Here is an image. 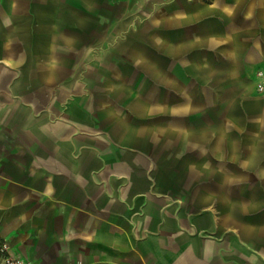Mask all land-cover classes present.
<instances>
[{
    "label": "crops",
    "instance_id": "0c3cea01",
    "mask_svg": "<svg viewBox=\"0 0 264 264\" xmlns=\"http://www.w3.org/2000/svg\"><path fill=\"white\" fill-rule=\"evenodd\" d=\"M263 68L264 0H0L7 253L264 264Z\"/></svg>",
    "mask_w": 264,
    "mask_h": 264
},
{
    "label": "rangeland",
    "instance_id": "374dc122",
    "mask_svg": "<svg viewBox=\"0 0 264 264\" xmlns=\"http://www.w3.org/2000/svg\"><path fill=\"white\" fill-rule=\"evenodd\" d=\"M264 69V68H263ZM258 70H261V69H258ZM257 70V71H258ZM256 71V72H257ZM139 84H147L149 85L148 83H139V82H132L131 85L134 86V85H139ZM136 87V86H135ZM133 88V87H132ZM243 89L245 91H247L250 95H255V96H260V95H264V93H259L256 91V73H255V79L254 80H251V81H246L243 83ZM121 100H124V98H120V101ZM202 117L203 115H200V116H197V118L194 119V122H197L199 120H202ZM245 117V121L249 122L250 121V115L248 114H245L244 115ZM165 119V118H164ZM161 117L159 118V121H161ZM247 130H245V133H246ZM165 148V147H164ZM165 150V149H164ZM166 152V150H165ZM162 165H168L169 167L171 166V162H167L165 161L164 159H161L160 157V154H159V167H161ZM173 173V172H172ZM175 174H177L176 172H174ZM181 175V177H175L173 179V182L171 181V177H168L169 179V182H166L164 183V189L171 192V193H175L176 190L172 188V186L176 183H178V181L182 184V185H187L189 183V181H192V177L189 178L190 175H188V177L186 176H182L181 173H179ZM171 175V174H170ZM187 175V174H186ZM255 176L257 178H260V181L262 180V176H263V173H255ZM229 186H230V189H234L235 187V179L232 178L230 181H229ZM260 189H264L262 183L260 184ZM264 215V210H252V209H247L245 208L244 211H243V217H244V220H245V224H251L253 221H255V219H257L258 217L259 218H262ZM261 229H264L261 227ZM2 242H0L1 244ZM0 264H2V255L0 253Z\"/></svg>",
    "mask_w": 264,
    "mask_h": 264
},
{
    "label": "built area",
    "instance_id": "2783aa9c",
    "mask_svg": "<svg viewBox=\"0 0 264 264\" xmlns=\"http://www.w3.org/2000/svg\"><path fill=\"white\" fill-rule=\"evenodd\" d=\"M256 91L264 93V69L256 72ZM8 246L5 243L0 244V253L2 255V264H26L24 260L9 255Z\"/></svg>",
    "mask_w": 264,
    "mask_h": 264
}]
</instances>
